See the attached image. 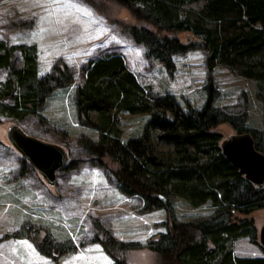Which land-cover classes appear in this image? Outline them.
I'll use <instances>...</instances> for the list:
<instances>
[{"label": "trees", "instance_id": "trees-1", "mask_svg": "<svg viewBox=\"0 0 264 264\" xmlns=\"http://www.w3.org/2000/svg\"><path fill=\"white\" fill-rule=\"evenodd\" d=\"M86 1L98 12L107 2L127 10L133 23H122L123 33L169 73L174 69L173 56L193 47L174 37L185 33L207 51L208 71L222 66L255 81L261 127H248L246 113L230 115L215 107L211 82L200 109L189 105L182 109L172 95L153 93L140 84L122 54L105 53L89 59L80 68V81L75 85L72 71L61 59L39 76L36 46L11 45L3 40L0 120L33 117L47 123L43 109L51 93L75 85L76 123L88 131L75 135L76 145L89 158L107 159L113 165L117 189L141 201L140 213L166 212L165 231L146 242L154 264H264V255L239 257L234 252V243L240 239L264 250L252 218L254 211L264 209V183L255 186L225 158L220 149L222 136L216 131L225 123L236 133H248L255 149L264 154V0ZM121 113L148 116L143 131L126 142L121 140ZM58 130L67 136V131ZM64 168L65 164L60 170ZM174 197L193 208L209 204L212 212L205 218L177 220L171 208ZM92 227L95 241L113 264H128L127 253L137 244L115 239L95 219ZM12 237L27 238L49 258L72 250L68 242L55 241L48 234L39 239L19 230Z\"/></svg>", "mask_w": 264, "mask_h": 264}, {"label": "rangeland", "instance_id": "rangeland-1", "mask_svg": "<svg viewBox=\"0 0 264 264\" xmlns=\"http://www.w3.org/2000/svg\"><path fill=\"white\" fill-rule=\"evenodd\" d=\"M100 6L102 12L95 11L86 0H0V40L11 45H35L39 76L61 59L72 71L75 85L80 81V68L89 59L105 53L122 54L140 84L149 86L153 93L172 95L182 109L186 105L200 109L211 82L216 93L215 107L230 115L246 113L248 127H261V102L255 81L236 76L222 66L208 71L207 51L185 33L174 37L193 47L173 56L174 69L169 73L123 33V24L133 23L127 10L111 7L108 2ZM4 76L0 70V80ZM75 85L51 93L43 109L47 123L33 117L0 120V264H113L95 241L94 219L115 239L137 244L127 253L128 264H154L146 242L165 231L166 212L160 209L140 213L141 201L117 189L111 174L113 165L107 159L89 158L76 145L75 135L88 131L76 123L72 101ZM119 119L121 140L126 142L143 131L148 116L121 113ZM10 127L65 152V168L56 172L53 184L30 169L10 144ZM59 127L68 132L67 136L60 135ZM216 131L222 141L236 134L225 123L219 124ZM89 134L96 136L91 131ZM171 208L180 221L205 218L212 212L209 204L193 208L178 197L171 199ZM252 218L258 238L264 209L254 211ZM19 230L29 231L39 239L48 234L55 241L68 242L72 250L46 257L27 238H13ZM234 249L239 257L264 255L260 246L247 239L237 240Z\"/></svg>", "mask_w": 264, "mask_h": 264}, {"label": "water", "instance_id": "water-1", "mask_svg": "<svg viewBox=\"0 0 264 264\" xmlns=\"http://www.w3.org/2000/svg\"><path fill=\"white\" fill-rule=\"evenodd\" d=\"M10 144L37 170L48 184L55 182V175L65 164L67 157L58 146L26 135L17 127L7 131ZM225 158L238 169L245 179L261 186L264 183V154L256 150L248 133H236L220 142ZM258 242L264 248V224L258 231Z\"/></svg>", "mask_w": 264, "mask_h": 264}, {"label": "crops", "instance_id": "crops-1", "mask_svg": "<svg viewBox=\"0 0 264 264\" xmlns=\"http://www.w3.org/2000/svg\"><path fill=\"white\" fill-rule=\"evenodd\" d=\"M234 252H235V249H234ZM258 257V256H257Z\"/></svg>", "mask_w": 264, "mask_h": 264}]
</instances>
